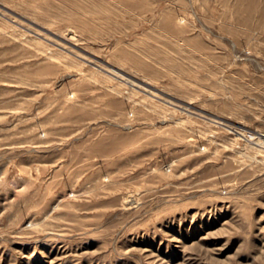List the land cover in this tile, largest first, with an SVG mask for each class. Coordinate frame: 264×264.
<instances>
[{
	"label": "rangeland",
	"instance_id": "obj_1",
	"mask_svg": "<svg viewBox=\"0 0 264 264\" xmlns=\"http://www.w3.org/2000/svg\"><path fill=\"white\" fill-rule=\"evenodd\" d=\"M0 264H264V0H0Z\"/></svg>",
	"mask_w": 264,
	"mask_h": 264
}]
</instances>
